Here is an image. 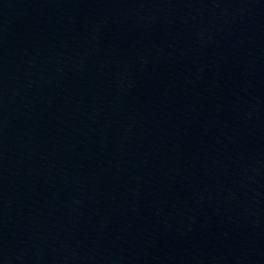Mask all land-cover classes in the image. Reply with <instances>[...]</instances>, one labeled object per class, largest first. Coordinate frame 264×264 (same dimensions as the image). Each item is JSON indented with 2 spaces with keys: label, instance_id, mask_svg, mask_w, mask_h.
<instances>
[{
  "label": "water",
  "instance_id": "1",
  "mask_svg": "<svg viewBox=\"0 0 264 264\" xmlns=\"http://www.w3.org/2000/svg\"><path fill=\"white\" fill-rule=\"evenodd\" d=\"M0 264H264V0H0Z\"/></svg>",
  "mask_w": 264,
  "mask_h": 264
}]
</instances>
